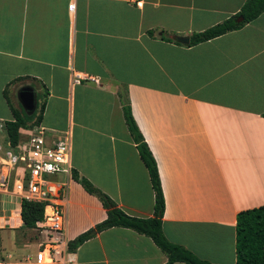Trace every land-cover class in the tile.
Returning a JSON list of instances; mask_svg holds the SVG:
<instances>
[{
  "label": "crops",
  "instance_id": "obj_1",
  "mask_svg": "<svg viewBox=\"0 0 264 264\" xmlns=\"http://www.w3.org/2000/svg\"><path fill=\"white\" fill-rule=\"evenodd\" d=\"M245 2L0 0V143L10 140L14 112L25 114L24 86L33 88L36 116L42 113L22 139L39 126L52 137L71 131L72 175L58 177L69 186V242L107 217L82 177L126 213L154 214L149 170L125 118L129 104L159 169L167 238L202 259L236 262L238 214L264 205V11L197 44L167 37H191ZM0 209L10 216L0 231L14 230L13 248L0 245V264H39L15 238L22 203L1 192ZM68 256V264L168 260L151 237L123 226L99 232Z\"/></svg>",
  "mask_w": 264,
  "mask_h": 264
},
{
  "label": "trees",
  "instance_id": "obj_2",
  "mask_svg": "<svg viewBox=\"0 0 264 264\" xmlns=\"http://www.w3.org/2000/svg\"><path fill=\"white\" fill-rule=\"evenodd\" d=\"M264 11V0H246L241 10L203 30L194 32L190 39L191 44H197L223 35L229 31L239 29L246 23L257 18ZM243 16L244 20L239 22L237 18ZM169 40L179 42L177 39L167 37ZM126 122L129 126L140 155L145 162L153 189L155 191L154 214L150 217H138L126 213L120 208L115 200L96 187L88 178L80 176L73 171V176L80 179L87 191L97 195L107 209V217L94 227L80 234L69 242V251L78 248L82 243L96 236L99 232L115 227L123 226L135 229L136 231L151 237L154 242L167 254L168 260L165 264H174L181 261L188 264H219L202 259L185 246L171 242L163 231V214L165 211V197L162 188L161 178L156 160L146 143L131 111L130 105L124 107ZM42 113V112H41ZM41 113L36 119L31 120L36 111L31 115L14 112L15 119L7 122V129L13 144L18 143L21 138L22 129H29L40 124ZM32 122V123H31ZM44 205L24 200L22 203V219L24 228H35L37 222L43 218ZM236 252L237 260L234 264H264V205L239 212L236 224Z\"/></svg>",
  "mask_w": 264,
  "mask_h": 264
},
{
  "label": "built area",
  "instance_id": "obj_3",
  "mask_svg": "<svg viewBox=\"0 0 264 264\" xmlns=\"http://www.w3.org/2000/svg\"><path fill=\"white\" fill-rule=\"evenodd\" d=\"M75 4H70V10ZM80 82V77L75 78ZM30 131V129H28ZM3 148L0 143V193L44 205L43 218L35 227L39 235L36 260L39 264H68L65 206L69 196L66 181L72 175V133L52 137L39 126L26 139ZM10 216L0 209V227L9 225Z\"/></svg>",
  "mask_w": 264,
  "mask_h": 264
},
{
  "label": "rangeland",
  "instance_id": "obj_4",
  "mask_svg": "<svg viewBox=\"0 0 264 264\" xmlns=\"http://www.w3.org/2000/svg\"><path fill=\"white\" fill-rule=\"evenodd\" d=\"M33 112H28L27 110L25 111V114L31 115ZM31 120L36 119V115H34ZM32 123V122H31ZM4 147L6 149L8 148L7 142H3ZM15 238L21 242L26 243L27 245L25 246V254H29L31 256L36 255V252L38 250L37 245L33 244V241L39 238L37 232L35 231H30L28 228L21 227L16 231ZM14 239V230L10 228H2L0 231V245L2 244V247L5 248L6 250H10L13 248V241ZM1 250V248H0Z\"/></svg>",
  "mask_w": 264,
  "mask_h": 264
},
{
  "label": "water",
  "instance_id": "obj_5",
  "mask_svg": "<svg viewBox=\"0 0 264 264\" xmlns=\"http://www.w3.org/2000/svg\"><path fill=\"white\" fill-rule=\"evenodd\" d=\"M244 20V17L241 15L237 18V21L241 22ZM179 42L184 44H189L191 42L190 36H176L175 37ZM19 98L23 103L25 109L28 112H33L36 107V96L31 86H24L19 92Z\"/></svg>",
  "mask_w": 264,
  "mask_h": 264
}]
</instances>
